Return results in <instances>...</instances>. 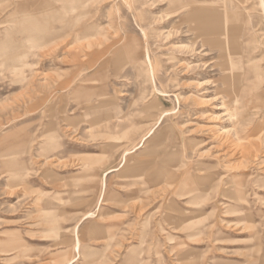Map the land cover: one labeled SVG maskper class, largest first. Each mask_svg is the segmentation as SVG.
Masks as SVG:
<instances>
[{
  "label": "rangeland",
  "instance_id": "1",
  "mask_svg": "<svg viewBox=\"0 0 264 264\" xmlns=\"http://www.w3.org/2000/svg\"><path fill=\"white\" fill-rule=\"evenodd\" d=\"M209 4L0 0V264H264V94L235 103Z\"/></svg>",
  "mask_w": 264,
  "mask_h": 264
},
{
  "label": "bare ground",
  "instance_id": "2",
  "mask_svg": "<svg viewBox=\"0 0 264 264\" xmlns=\"http://www.w3.org/2000/svg\"><path fill=\"white\" fill-rule=\"evenodd\" d=\"M168 1L170 5L175 2V0ZM61 2L64 9L72 10L73 7L77 8V3H81L82 0H61ZM250 3L252 5L255 2L254 0H210L207 9L194 13L198 16L195 21L203 33V44L209 46L212 51H216L225 62L223 71L230 76L236 104L246 98L243 90L245 73L254 82L257 94H264V88L261 87L264 84V63L260 64V62H264V0L256 2L260 7L257 15L250 12L252 10ZM250 33H252V39L255 41L259 39L261 60H258L255 67L250 66L249 69H245L246 64L252 65V60L249 59V55L244 57L246 47H243L244 41L242 40ZM147 60L150 62L149 56H147ZM256 67L260 68L259 71ZM151 72L154 75L153 68H151ZM252 115L254 119H251L247 133L250 138H256L255 142L260 145L264 142V107L259 108ZM230 116L239 122L237 114ZM243 139L245 138L243 137ZM132 259V264H138L137 258Z\"/></svg>",
  "mask_w": 264,
  "mask_h": 264
}]
</instances>
